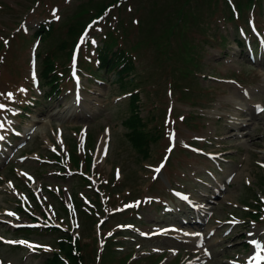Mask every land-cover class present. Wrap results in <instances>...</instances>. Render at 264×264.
Listing matches in <instances>:
<instances>
[{"label": "rangeland", "instance_id": "374dc122", "mask_svg": "<svg viewBox=\"0 0 264 264\" xmlns=\"http://www.w3.org/2000/svg\"><path fill=\"white\" fill-rule=\"evenodd\" d=\"M117 1L0 0V133L11 141L0 144V238L31 245L0 239V264L51 259L43 248L56 251L67 234L50 230L56 220L76 228L78 264H252L257 250L264 264V112L255 111L264 108L263 1L256 10L247 0ZM241 27L256 37L244 39ZM109 33L133 55L124 83L96 67ZM48 55L62 72L50 96ZM135 92V111L157 137L146 153L123 126ZM29 218L40 234L16 233Z\"/></svg>", "mask_w": 264, "mask_h": 264}, {"label": "trees", "instance_id": "16d2710c", "mask_svg": "<svg viewBox=\"0 0 264 264\" xmlns=\"http://www.w3.org/2000/svg\"><path fill=\"white\" fill-rule=\"evenodd\" d=\"M249 5L256 4L258 1L262 0H247ZM264 1V0H263ZM112 4V3H111ZM107 6H111L110 4ZM100 10L99 15L104 11L105 7ZM80 28V26H79ZM79 28L71 27V34L78 35L81 31ZM52 30L45 32L44 36H50ZM39 35L40 32L38 33ZM241 44V41H238ZM67 48L69 47V43L66 44ZM186 47V46H185ZM65 44L60 45L59 49H64ZM52 55V54H51ZM47 60L50 63H47L46 68L44 70V74L47 77L56 78V74L53 73L55 71V66L53 63V56L48 55ZM98 61L100 62V69L103 71H107L108 74H114L115 79L119 80L121 83H124L125 79H129V76L133 74L135 70V62L134 59L129 53V51L122 48V46L118 45L117 41L111 37L107 40L106 43L100 48ZM100 70V71H101ZM51 77V78H52ZM130 80H132L130 78ZM129 80V81H130ZM55 81V80H53ZM51 90L56 91L57 86L55 82L51 83ZM138 95H134V100L132 101V114L131 116L124 122V125L130 131L128 134L132 142L135 143V146L140 150L146 153V149L152 142L157 140V137H154L150 132H147L145 129V122L143 118L139 116L135 110L139 106L137 105ZM144 128V130H143ZM64 242L59 243V247L61 251L68 257H70L73 261L77 263V258L82 260V257L79 254H74L73 245L69 243L71 240L70 235H66ZM45 264H65L59 257L58 254L53 255L52 259H48Z\"/></svg>", "mask_w": 264, "mask_h": 264}, {"label": "snow or ice", "instance_id": "6c2138e0", "mask_svg": "<svg viewBox=\"0 0 264 264\" xmlns=\"http://www.w3.org/2000/svg\"><path fill=\"white\" fill-rule=\"evenodd\" d=\"M58 18V17H57ZM8 42L5 41V44H7ZM21 91H25L24 89H21ZM8 98L11 99L12 98V94L11 93H8L7 94ZM5 106L4 105H0V109H3ZM259 111L261 112H264V108H260L258 109ZM0 127H2V125H0ZM171 139H174V134H172V136L170 137ZM172 149L169 148L168 151L170 152ZM160 167H163V164L160 166ZM156 172H159L160 171V168H156L155 169ZM131 206V205H130ZM8 215H15L14 213H8ZM11 243V242H10ZM253 243H256V241H253ZM257 259L260 258L259 256V252L257 253V256H256Z\"/></svg>", "mask_w": 264, "mask_h": 264}, {"label": "bare ground", "instance_id": "6f19581e", "mask_svg": "<svg viewBox=\"0 0 264 264\" xmlns=\"http://www.w3.org/2000/svg\"><path fill=\"white\" fill-rule=\"evenodd\" d=\"M264 78V77H263ZM78 80H80V79H78ZM83 103V101H81V103L80 104H82ZM236 104H238L239 105V102H235ZM212 114H213V112H211ZM237 113V111L236 110H233V112L231 113V114H236ZM244 118L245 117H243L242 119L244 120ZM247 120V119H246ZM104 142V140L102 139L101 141H100V143H99V149L100 150H102L103 148V143Z\"/></svg>", "mask_w": 264, "mask_h": 264}]
</instances>
